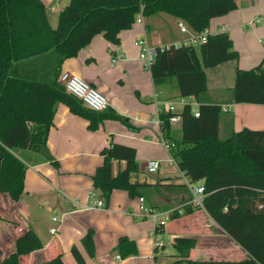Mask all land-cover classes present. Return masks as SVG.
Listing matches in <instances>:
<instances>
[{
  "label": "trees",
  "instance_id": "trees-1",
  "mask_svg": "<svg viewBox=\"0 0 264 264\" xmlns=\"http://www.w3.org/2000/svg\"><path fill=\"white\" fill-rule=\"evenodd\" d=\"M235 9L237 0H69L52 28L40 0H0V194L15 203L22 197L26 166L17 155L19 151L37 155L58 168L47 148L58 104L86 120L90 132L99 130L106 120L120 121L133 129L126 118L108 107L103 112L89 110L58 83L63 63L75 58L94 37L102 35L118 45L119 34L130 30L139 15L150 19L161 14L185 23L193 32L203 33L212 19ZM237 59L231 40L221 33L209 35L206 44L198 47L170 46L156 54L150 68L154 86L175 80L179 97H194L199 104V117L191 113L189 106L179 114L160 115L161 134L170 141L169 118L180 119L181 140L173 141L172 153L188 184L171 185L169 179L154 184L133 183L131 175L140 171L136 151L115 143L102 150L103 162L92 177L93 187L105 202L114 190L126 191L132 198L145 197L150 188L185 195L190 193L189 186L202 183L203 209L186 206L181 215L174 214L171 219L203 210L246 258L192 260L190 253L196 241L178 238L174 246L177 260L173 264H264V129L244 128L222 140V108L208 95L206 70ZM231 103L264 105V58L254 69H236ZM114 162L124 163L116 175ZM81 244L93 258L92 230ZM124 244L131 249L122 254ZM41 249L39 238L30 229L15 239L13 252L1 264H27L21 259ZM116 251L121 257L137 252L125 238L119 240ZM71 253L78 264L84 263L75 247ZM43 264L64 263L57 255Z\"/></svg>",
  "mask_w": 264,
  "mask_h": 264
},
{
  "label": "crops",
  "instance_id": "crops-1",
  "mask_svg": "<svg viewBox=\"0 0 264 264\" xmlns=\"http://www.w3.org/2000/svg\"><path fill=\"white\" fill-rule=\"evenodd\" d=\"M40 1L47 9L48 20L52 15L57 22L58 14L66 6H62L64 0ZM261 19H264V0H237V9L210 21V35L226 34L238 53L237 61L206 70L208 95L222 108L220 135L223 139L244 128L264 129V105L231 103L236 69H254L264 58V22L258 23ZM177 23L164 14L144 19L143 24L134 23L130 30L122 31L118 45L97 35L75 58L63 63L61 72L74 74L95 88L106 98L108 108L127 117L137 131L107 121L99 130L90 132L86 120L71 114L65 105H57L47 148L58 168L37 155L19 151L17 155L28 165L22 197L11 204L3 198L5 209L0 205V214L8 213L12 217V223L8 224L12 226V234L3 246L9 253L14 250L15 239L30 229L42 244L41 250L23 257L22 262L43 264L61 255L64 264H78L71 253L75 247L83 264H173L177 260L174 246L178 238L196 241L190 253L192 260L202 257L207 261H241L246 258L239 246L203 210L186 215V220H182L185 216L170 219L163 230L154 234L153 223L139 211V197L132 198L126 191L114 190L104 209L85 210V206L95 200L91 194L101 197L100 191L93 187L92 177L103 162L102 150L111 143L135 149L139 166L158 160L157 181L169 179L171 185L188 184L180 171L178 178L162 171L167 165V153L160 145L161 130L155 122V114L163 103L176 104L173 102L179 97L176 82L170 80L162 86H154L150 71L138 60L140 50L135 45V41L143 37L151 45L173 43L179 35L172 34L170 27L176 24L177 28ZM225 76L229 78L226 81ZM176 124L180 121L172 125V130ZM172 130L171 139L179 142L181 135L180 140H176ZM117 164L121 170L124 163ZM196 187H202V183L189 186L190 192ZM184 197L183 193L150 188L146 196L140 198L144 199L145 206L163 212L182 206L184 203L180 202ZM53 217H58L60 224L54 223ZM55 226L59 231L53 237L49 230ZM89 230L93 231V258L81 244ZM164 232L169 234V247L157 239ZM121 238L134 244L135 255L121 257L116 251ZM155 243L163 246L155 248ZM128 249L131 248L124 244L121 253Z\"/></svg>",
  "mask_w": 264,
  "mask_h": 264
},
{
  "label": "built area",
  "instance_id": "built-area-1",
  "mask_svg": "<svg viewBox=\"0 0 264 264\" xmlns=\"http://www.w3.org/2000/svg\"><path fill=\"white\" fill-rule=\"evenodd\" d=\"M144 18L142 15H139L136 18L135 23L136 24H143ZM264 22V19H261L258 21V23ZM177 29L180 33V35L184 36V39L182 41L173 42L168 45H151L147 41L146 37L140 38L135 41V45L139 48V56L138 60L142 64V66L150 71L151 66L154 63L155 56L158 52H163L165 49H168L170 46H174L175 48L181 47V46H193L198 47L201 45L206 44L208 40V36L210 35L209 31L206 30L203 33H196L193 32L185 23L178 22L177 23ZM113 63L116 62V59L112 61ZM58 83L64 88V90L74 96L75 98L79 99L82 104L88 108L89 110L95 111V112H103L108 107V102L106 98L100 94L95 88L91 87L88 83H86L81 78L77 77L74 74H71L69 72H62ZM188 100H195L194 97H188V98H180V104L182 107L189 106L191 113L195 117H199V110H198V102L196 101L195 107H192V104ZM175 105L170 102H165L162 104V108L157 111L155 114V122L159 126H161V119L160 115L164 114L167 115L169 113H174L175 111ZM180 119L178 116H172L169 118V123L171 126L177 122H179ZM160 145L167 153V159L166 162L171 166L173 164H176L175 159L173 158V150L175 149V143L173 141L164 139L162 134L160 136ZM159 161L158 160H150L147 162L145 172L149 175L155 174L159 169ZM192 190V199L184 203L182 206L171 209L168 211H158L154 208H149L145 206L144 199L138 198L139 202V211L141 212V215L143 217H147L151 220V222L154 225L153 234L156 233V229L160 227H164L166 223L172 218V215L178 214L181 215L184 211V207L190 206L192 208H200L203 209V198H204V190L203 187H196ZM91 197H94L95 200L93 202H90L88 205L85 206V210L92 211L95 209H104L105 208V201L101 197H97L95 194H91ZM261 208V206H260ZM53 222L60 224V219L58 217H53ZM59 231V228L57 226L51 227L49 230V233L55 237L57 236ZM163 244L161 243H155V248L162 247Z\"/></svg>",
  "mask_w": 264,
  "mask_h": 264
},
{
  "label": "rangeland",
  "instance_id": "rangeland-1",
  "mask_svg": "<svg viewBox=\"0 0 264 264\" xmlns=\"http://www.w3.org/2000/svg\"><path fill=\"white\" fill-rule=\"evenodd\" d=\"M68 2H69V0H64V2H63V4H62V6H65V5H67L68 4ZM176 20V19H175ZM177 21V20H176ZM49 23H50V25H51V27L52 28H55L56 27V20H54L53 19V17H52V15L49 17ZM170 29L171 30H173L172 31V34H176V35H179V37L177 38V39H175L174 40V42H178V41H182L183 39H184V36H182V35H180V33H179V31H178V29L176 28V24L171 28L170 27ZM170 30V31H171ZM229 78L227 77V76H225V81L226 80H228ZM188 101H190V103L192 104V107H195V105H196V101L195 100H188ZM173 102H175L176 104H175V111H174V113L175 114H179L181 111H182V109H183V107L180 105V97H178V98H176V100L174 101L173 100ZM124 118H126L127 120H128V122H129V124L132 126V124L130 123V120L127 118V117H124ZM107 121H111V120H106V121H104L103 122V124L105 123V122H107ZM112 122H118V123H120L122 126H124V127H126V128H128L129 130H133V131H137L136 129L137 128H135L134 126H133V129H131V127H127L126 125H124L123 123H121L120 121H112ZM103 124L100 126V128L103 126ZM171 130H172V128H171ZM172 134H173V137L176 139V140H180V135H181V127H180V124H176L174 127H173V130H172ZM221 139L223 140V138H222V136H221ZM180 142V141H179ZM166 154V153H165ZM165 158L167 159V154H166V156H165ZM156 160V159H155ZM114 163H116V165L114 166ZM113 163V165H112V169H113V171L114 172H116L117 171V169H118V162H114ZM140 165V164H139ZM26 166V169H27V167H28V165L26 164L25 165ZM114 166V167H113ZM122 167H124V165L122 164ZM121 169H123V168H121ZM162 171H165L168 175H171L173 178L174 177H176V178H178V176L180 175V173H179V170H178V167H177V165L176 164H173V165H169L168 163H167V165L166 166H163L162 168ZM118 171H119V169H118ZM118 171H117V173H118ZM158 176H157V174L155 173V174H153V175H149V174H147L145 171L144 172H142L141 170L139 171V172H137L136 174H133V175H131V181L133 182V183H140V184H142V183H147V184H150V183H153V182H156L157 181V178ZM180 180H182L183 182H184V179H183V177H181V179ZM193 196V194L190 192V193H186L185 194V197L182 199L183 201H181L180 203L181 204H183V203H187V202H189L191 199H190V197H192ZM2 198V199H1ZM3 198H4V200H6L9 204H11V202H13V201H11L7 196H4V195H1L0 194V205L2 206H4V203H3ZM135 198V197H134ZM136 199H137V197H136ZM190 199V200H189ZM2 206V207H3ZM4 209H5V207H3ZM8 210V209H7ZM184 219H182V220H186L185 218H186V216L185 217H183ZM2 222H3V224H2ZM170 222V221H169ZM11 224L12 223V217H11V215L10 214H8V213H4V212H2L1 214H0V264L8 257V255L10 254L9 253V250H7L5 247H3L4 245H6L7 243L5 242L6 240H9V237H8V235H11L10 234V229L12 230V226H10V225H8V224ZM177 223V222H176ZM167 224H168V222H167ZM166 224V225H167ZM180 224H182V222H180ZM157 239H159V241H161L162 243H164L165 245H166V247H169V241H170V237H169V234H167L166 232H164V233H162V234H159L158 235V237H157ZM161 243V244H162ZM3 259V261L1 262V260ZM199 260H204V258H202V257H200V258H198ZM23 260H26V259H23Z\"/></svg>",
  "mask_w": 264,
  "mask_h": 264
},
{
  "label": "water",
  "instance_id": "water-1",
  "mask_svg": "<svg viewBox=\"0 0 264 264\" xmlns=\"http://www.w3.org/2000/svg\"><path fill=\"white\" fill-rule=\"evenodd\" d=\"M147 164H142L141 166H140V170L143 172L144 171V168H145V166H146Z\"/></svg>",
  "mask_w": 264,
  "mask_h": 264
}]
</instances>
